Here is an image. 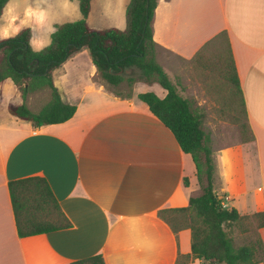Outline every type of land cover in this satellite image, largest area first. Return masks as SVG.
<instances>
[{"label":"crops","instance_id":"0c3cea01","mask_svg":"<svg viewBox=\"0 0 264 264\" xmlns=\"http://www.w3.org/2000/svg\"><path fill=\"white\" fill-rule=\"evenodd\" d=\"M91 14L92 6L87 22ZM124 27L125 19L122 28H107ZM152 30L157 63L203 115L215 195L242 216L264 214V0H157ZM223 32L240 93L187 66ZM46 36L43 43L32 31L31 48L47 46ZM97 78L87 50L71 57L55 85L75 113L38 128L8 112L16 88L10 79L1 83L0 264H71L96 255L105 264H203L190 258V230L175 234L158 214L185 208L201 193L191 156L137 97L153 92L162 99L166 91L139 81L130 97L116 96ZM235 96L243 102L251 139L229 145L226 137L218 147L217 130L206 128L205 120L219 119L209 116L207 106L219 111ZM29 177L47 181L68 228L18 237L8 183ZM259 236L264 245V227Z\"/></svg>","mask_w":264,"mask_h":264},{"label":"trees","instance_id":"16d2710c","mask_svg":"<svg viewBox=\"0 0 264 264\" xmlns=\"http://www.w3.org/2000/svg\"><path fill=\"white\" fill-rule=\"evenodd\" d=\"M8 2L0 0V18ZM77 2L80 18L54 25L49 44L40 50L31 48L29 28H22L13 37L0 38V85L5 79H10L20 100L17 104L10 103L8 112L30 122L35 128L69 120L76 108L63 101L62 92L55 85V77L62 74L63 65L83 49L87 50L98 77L116 96H122L116 89L123 82L127 81L129 86L134 83L133 78L124 77L125 71L136 68L144 82L157 83L166 91L162 99L153 92L141 93L137 97L171 131L180 149L191 156L201 187V193L191 197L187 207L161 210L159 217L175 234L181 229L190 230V258L203 264L264 262V245L259 236V230L264 227V214L242 216L236 209L222 206L213 189L214 165L210 137L202 129L203 115L193 101L179 95L176 86L156 61L152 21L157 0H129L122 30L89 28L87 17L91 0ZM201 52L194 61L200 58ZM228 62L230 72L224 78L232 90L240 93L230 49ZM43 89L49 90V101L38 112L29 110L25 104L27 96ZM239 100L243 110V102L241 98ZM250 139L248 137L243 142ZM184 185H188L186 179ZM8 190L18 237L45 234L70 226L44 178L13 180L8 183ZM165 212L173 214L172 217H163ZM251 219L253 222L243 227ZM233 227H241V232H250L252 239L235 247L228 234ZM71 264L105 263L100 255H96Z\"/></svg>","mask_w":264,"mask_h":264},{"label":"rangeland","instance_id":"374dc122","mask_svg":"<svg viewBox=\"0 0 264 264\" xmlns=\"http://www.w3.org/2000/svg\"><path fill=\"white\" fill-rule=\"evenodd\" d=\"M127 1L91 0L92 14L90 21L88 20L87 22L89 28L93 30H100L112 26L122 28L124 25V3ZM79 18L80 14L77 0H9L0 18V38L13 37L22 28H29L31 33L33 31L35 37L42 38L43 43L45 41L47 43L46 34L50 35V32L54 30V25L76 21ZM34 47L36 49V46ZM156 52L157 48L155 49V58ZM228 58V34L223 32L201 52L199 59L196 61L193 60L187 66L193 69L191 72H198L201 79L204 76L205 79L211 81L223 80L227 82L224 76H227L230 72ZM124 77L133 78L134 83L129 86L127 81H125L116 89L122 96L129 95L132 86L139 81H143L140 72L136 68L127 69ZM97 80L110 91L111 88L108 84L99 77ZM30 94L27 98L32 96V100L28 99V101L33 111L40 110L50 99L48 89H43L34 95ZM19 102L18 95H16L13 103L17 104ZM231 102L233 103L230 106L219 107L221 108L219 111L222 112L220 115L217 109L218 105L207 106L209 116H214L219 119L205 120L207 124L206 128H215L217 130L215 141L218 147L226 145L222 140L226 137L228 138L226 143L229 145L244 141V139L249 137L247 118L241 109L239 98L235 96V99H232ZM162 215L165 218H171L173 214L165 212ZM178 221L180 222V219ZM251 221L252 219L246 221L243 227L248 226ZM228 234L233 238L235 247H239L245 244L247 240L252 239V234L250 232H241V227L231 228L228 230ZM186 262L184 260L183 264H186Z\"/></svg>","mask_w":264,"mask_h":264}]
</instances>
